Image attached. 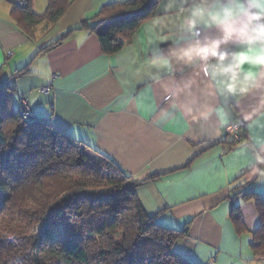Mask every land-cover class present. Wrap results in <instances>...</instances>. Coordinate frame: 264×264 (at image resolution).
I'll return each mask as SVG.
<instances>
[{"label": "crops", "instance_id": "1", "mask_svg": "<svg viewBox=\"0 0 264 264\" xmlns=\"http://www.w3.org/2000/svg\"><path fill=\"white\" fill-rule=\"evenodd\" d=\"M126 1L69 0L55 21L26 31L11 3L0 0V65L3 77L12 79L13 105L26 97L35 118L115 159L130 180H142L137 196L159 223L182 227L189 221L174 248L193 263L264 264L250 233H238L229 216L235 188L250 184L264 195V180L248 179L244 166L256 142H264V120L252 126L241 120L254 103L249 98L233 113L243 130L239 139L228 130L215 136L211 127L190 129L169 109L160 84L135 72L155 43L144 19L119 49L103 51L96 29L106 27L111 4ZM36 2L33 10L43 13Z\"/></svg>", "mask_w": 264, "mask_h": 264}, {"label": "trees", "instance_id": "2", "mask_svg": "<svg viewBox=\"0 0 264 264\" xmlns=\"http://www.w3.org/2000/svg\"><path fill=\"white\" fill-rule=\"evenodd\" d=\"M68 3L48 0L39 14L25 0L11 4V14L28 31L44 19L55 21ZM154 3L111 4L106 27L96 29L103 51L119 49ZM2 73L0 65V216L15 225L0 234V264H195L174 248L189 221L159 223L137 196L142 180H130L115 159L91 145L21 114L12 79ZM234 195L229 216L236 231L249 232L253 251L264 252V195L250 184Z\"/></svg>", "mask_w": 264, "mask_h": 264}, {"label": "clouds", "instance_id": "3", "mask_svg": "<svg viewBox=\"0 0 264 264\" xmlns=\"http://www.w3.org/2000/svg\"><path fill=\"white\" fill-rule=\"evenodd\" d=\"M144 23L155 43L135 72L160 84L169 109L188 127L215 136L240 113L249 126L264 120V0H155ZM245 163L264 180V142Z\"/></svg>", "mask_w": 264, "mask_h": 264}, {"label": "built area", "instance_id": "4", "mask_svg": "<svg viewBox=\"0 0 264 264\" xmlns=\"http://www.w3.org/2000/svg\"><path fill=\"white\" fill-rule=\"evenodd\" d=\"M9 1L11 4H24L25 0H7ZM12 52L10 50L6 51V56H9ZM42 91H48L49 87L48 86H44L41 88ZM18 111L27 116L30 113V107H29V102L27 101V98L22 96L19 98V105L17 106ZM228 131H231L234 133L235 138L239 139L241 137V129L239 127V124L235 122L234 126L230 127L229 129H227ZM259 254V258H263L264 257V252H260Z\"/></svg>", "mask_w": 264, "mask_h": 264}, {"label": "rangeland", "instance_id": "5", "mask_svg": "<svg viewBox=\"0 0 264 264\" xmlns=\"http://www.w3.org/2000/svg\"><path fill=\"white\" fill-rule=\"evenodd\" d=\"M46 4H47V0H37V2H36V6H37V8H39V7H41V9L42 10H44L45 9V7H46ZM42 10H38V11H42ZM2 75H3V73H2ZM15 75L13 74V76H11V77H14ZM10 77H6V79H9ZM13 225H15V224H13V223H11V222H9V221H7L6 219H5V217H2V216H0V234L1 235H3V237L4 236H6V234L11 230V229H13ZM258 259H260V260H264V257L262 258H258Z\"/></svg>", "mask_w": 264, "mask_h": 264}]
</instances>
